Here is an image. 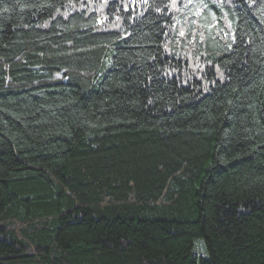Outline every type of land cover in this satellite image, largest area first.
Returning a JSON list of instances; mask_svg holds the SVG:
<instances>
[{
    "label": "trees",
    "instance_id": "1",
    "mask_svg": "<svg viewBox=\"0 0 264 264\" xmlns=\"http://www.w3.org/2000/svg\"><path fill=\"white\" fill-rule=\"evenodd\" d=\"M0 264H264V0H0Z\"/></svg>",
    "mask_w": 264,
    "mask_h": 264
}]
</instances>
